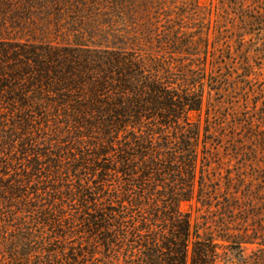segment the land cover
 <instances>
[{"label":"trees","instance_id":"1","mask_svg":"<svg viewBox=\"0 0 264 264\" xmlns=\"http://www.w3.org/2000/svg\"><path fill=\"white\" fill-rule=\"evenodd\" d=\"M261 1L218 0L240 24L222 53L160 0H114L125 25L93 41L0 31V264H221L223 249L264 248V209L249 214L264 194V85L249 84ZM238 90L231 123L203 111ZM220 149L238 165L225 183L209 180ZM192 201L224 223L194 226L180 208Z\"/></svg>","mask_w":264,"mask_h":264},{"label":"rangeland","instance_id":"2","mask_svg":"<svg viewBox=\"0 0 264 264\" xmlns=\"http://www.w3.org/2000/svg\"><path fill=\"white\" fill-rule=\"evenodd\" d=\"M160 1L163 4L156 2L155 7L163 9L168 15L170 14L171 17H174L176 24L179 23L176 19L177 14H189L191 16L193 13L195 17L191 18L195 19V22L187 20V23L191 25V28L198 27L200 29L198 33H202V35L208 34L211 44L213 42L219 43V52L222 53V50L227 47H232L233 49L240 47L234 40V35L240 24L238 25V22L229 15L227 9L222 7L218 0H197V6L193 5L194 3L191 0L185 1V6L180 3L181 0ZM261 2L264 1L262 0ZM117 7L119 8V5H115L114 0H0L1 37L12 40L33 39L61 43L64 39L73 40L75 39L73 35H78L83 40L93 41L92 39H98V29L105 28L110 23H113V26L117 27L125 25L123 24L124 17L120 19L116 17L118 13ZM165 7H168L170 10ZM136 11L141 13L142 10ZM130 17L133 21H136L134 17ZM126 19L125 21H127ZM152 21L154 22L155 20ZM249 47L245 46L247 49ZM221 53L218 54L219 57ZM260 63L259 60H253L254 70L249 83L253 88L264 85V65L262 66ZM227 64L229 67L233 66L231 61H227ZM238 81H240L239 76H234V82ZM234 93L236 94H232V98H225V100L222 96L211 94L213 98L209 102L205 100L203 111L205 112L211 106L210 110L212 113L215 112L217 115L227 116L230 118L231 123L233 121L232 114L236 113L237 108L242 104L240 101L238 102V98H240L242 92L238 90ZM222 101H224V104H222ZM204 112L201 116V121L205 118ZM226 150L220 149L219 153H216L211 158L208 172L209 180L220 179L222 177L221 183H225V178L230 173L234 174L237 172L238 165H235L233 159L228 157ZM255 171H257L256 168ZM253 172L252 169H249L248 174H253ZM262 188L263 185H258L255 182L248 186V190L251 189L254 194H257ZM222 198L223 195L221 196ZM255 199H257L255 201L256 208L250 211L249 214L258 216L261 215L264 209L263 206H259L260 201L264 199V194ZM243 205L246 206V204ZM215 206H218V204H215ZM180 208L183 212L190 214L191 222L194 226L196 223L200 224L204 220H208L209 223L210 221L212 223L215 221L224 223V221L219 219L220 213L216 212V210H213L207 216L206 214L198 213V206L195 201L189 204H182ZM238 218L242 219L243 216H237ZM259 221L264 222V218L261 217ZM227 222L232 223L229 220ZM246 222L252 225L253 220L248 219ZM240 226L241 224L236 222L232 228L240 229ZM207 227L211 228L212 224H209ZM260 248L264 249L257 245H245L241 252L234 248L223 249L220 251L221 264H254L257 258L264 255V251H259Z\"/></svg>","mask_w":264,"mask_h":264}]
</instances>
